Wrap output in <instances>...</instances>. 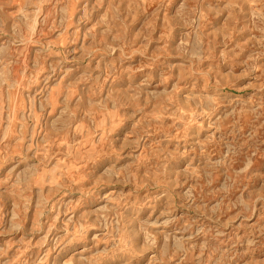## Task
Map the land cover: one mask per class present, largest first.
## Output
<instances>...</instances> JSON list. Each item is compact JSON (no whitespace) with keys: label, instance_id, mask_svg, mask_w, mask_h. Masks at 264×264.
<instances>
[{"label":"rangeland","instance_id":"obj_1","mask_svg":"<svg viewBox=\"0 0 264 264\" xmlns=\"http://www.w3.org/2000/svg\"><path fill=\"white\" fill-rule=\"evenodd\" d=\"M0 264H264V0H0Z\"/></svg>","mask_w":264,"mask_h":264}]
</instances>
